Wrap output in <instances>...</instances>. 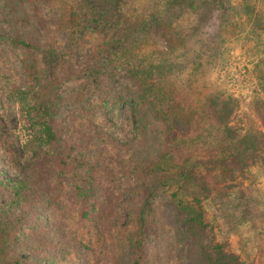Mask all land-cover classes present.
I'll return each mask as SVG.
<instances>
[{"label":"trees","instance_id":"obj_1","mask_svg":"<svg viewBox=\"0 0 264 264\" xmlns=\"http://www.w3.org/2000/svg\"><path fill=\"white\" fill-rule=\"evenodd\" d=\"M0 1L9 10L44 8L65 37L59 44L48 34H0V101L14 99L21 149L0 124V157L17 174L0 175V264H38L33 257L65 245L83 248L94 264L117 262L107 249L113 238L124 264H167L178 253L168 238L175 219L189 261L256 264L216 238L221 227L206 203L231 194L242 218L250 213L238 186L251 168L264 171V121L244 123L240 99L210 80L207 66L227 37H241L264 92V0ZM213 19L215 43H195ZM4 48L22 53L21 75L6 66ZM119 73L125 93L113 89ZM126 96L128 138L110 112ZM252 106L263 115L262 98ZM150 135L154 154L130 152Z\"/></svg>","mask_w":264,"mask_h":264},{"label":"rangeland","instance_id":"obj_2","mask_svg":"<svg viewBox=\"0 0 264 264\" xmlns=\"http://www.w3.org/2000/svg\"><path fill=\"white\" fill-rule=\"evenodd\" d=\"M35 10L27 4L15 5L12 10H9L0 1V34L13 37H25L29 32L34 34L39 33L42 36L48 34L51 40L64 44V35L57 32V29L54 28V24L49 19L47 11L40 7L39 10H36L38 13L34 15ZM217 32V20L213 19L210 25H203L199 29L193 40L195 43H204L205 47L208 44L212 46L213 43L211 41L217 36ZM227 38L223 46L216 47L217 57L213 63L207 66L208 77L240 99L241 104L238 117L244 123L255 121L258 122V125H261V121H264V111L263 115H260L253 108L252 102L256 98L264 100V92L260 90L251 72V50L241 37ZM186 41L188 40L180 43L181 48H184ZM3 53L7 58L6 66L18 76L21 75L20 57L22 53L10 50L9 48H4ZM125 82L126 79L123 74L119 73L113 81V89L125 93ZM185 84L188 91L193 92L196 90L193 80H187ZM110 112L115 116L120 125L118 134L124 138H128L127 135L130 137L134 117L128 97H125V101L121 107L110 109ZM0 124L11 134L18 154L21 155L19 138L16 135V129L20 124L19 112L14 99L8 94L3 95V99L0 101ZM146 139V141H143L144 144L142 146L138 147L136 145V147L131 148L130 152L142 150L154 154L157 139L153 135L148 136ZM0 175L12 180H15L17 177L13 166L7 159L2 157H0ZM244 177L242 179L243 182L238 186L240 188L243 187L242 189L245 193V197L240 202L248 200L250 213L244 216H250L242 218L241 208L235 205L237 203L230 204L232 199L231 194L225 198L222 197V194L215 193L212 201L206 203V208L209 215H214L220 224L221 229L215 233L217 239H225L229 244V248L239 253L243 259L256 264H264V257L262 258V263L258 259V246L263 244L261 248H264V171L259 167H253ZM232 192L236 195L239 190L232 189ZM238 200L240 198L236 202ZM168 238L169 241H172L178 253L174 254L170 252V255L167 256V264H181L180 262L185 264H201L198 255L189 261L186 257L187 250H181V247L184 245L185 231L179 220H173V231L168 235ZM113 240L114 242H107V249L118 258V261L107 262L106 264L126 263V253L123 244L116 238H113ZM33 260L38 264H94L91 257L83 248L66 245L54 248L50 252H47L46 255L33 257Z\"/></svg>","mask_w":264,"mask_h":264}]
</instances>
